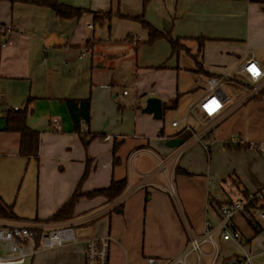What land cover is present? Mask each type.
I'll return each instance as SVG.
<instances>
[{"label": "crops", "instance_id": "crops-1", "mask_svg": "<svg viewBox=\"0 0 264 264\" xmlns=\"http://www.w3.org/2000/svg\"><path fill=\"white\" fill-rule=\"evenodd\" d=\"M59 2L89 12L61 19L33 2L0 0V25L16 31L0 50V205L14 216L0 218V226L67 228L62 246L37 253L29 264H84V242L95 237L110 238L109 264L174 258L187 248L188 231L199 236L209 220L208 196L223 202L264 187L260 156L226 148L238 139L264 143V76L246 84L238 73L249 59L264 73V0ZM142 22L188 51L173 52L165 39L149 44ZM198 50L200 64L193 57ZM189 77L204 87L181 90ZM208 78L220 89L229 83L233 97L204 137L202 123L196 130L188 118L198 120L195 107ZM148 98L160 100V120L142 112ZM86 99L89 122L81 121L80 130L95 137L84 148L66 100ZM25 107L27 127L39 134L36 157H20V135L4 130L6 112ZM184 118L192 133L180 134ZM171 139L183 144L169 148ZM119 181L126 186L113 201L87 197ZM76 192L70 217L52 221Z\"/></svg>", "mask_w": 264, "mask_h": 264}, {"label": "built area", "instance_id": "built-area-1", "mask_svg": "<svg viewBox=\"0 0 264 264\" xmlns=\"http://www.w3.org/2000/svg\"><path fill=\"white\" fill-rule=\"evenodd\" d=\"M88 29H92V27L89 25ZM15 35L16 31L12 26L0 25V38L2 39L0 50L10 46ZM253 67L258 75H254L250 70ZM238 73L245 77L246 84H254L264 76L257 63L252 59L244 62ZM206 85L207 94L201 98L195 109L202 113L206 119L202 123L205 128L203 136L210 137L220 122L219 119L224 114L229 99L219 88L217 79L208 78ZM123 94L126 95L127 92L124 91ZM1 102L0 98V105ZM182 123L180 134L192 133L185 118ZM179 125L178 121L171 123L174 128H178ZM234 143L243 149L256 152L264 161V143H245L242 139H238ZM166 191L170 197H175L171 184H167ZM229 193L231 194L232 191L229 190ZM205 211L209 220L199 236L188 231V246L181 254L161 261L150 257L147 258V264H190L188 262L190 256H193L191 264H205L206 258H211V264H214L219 257L216 239L219 242L233 244L242 252L241 256L233 257L225 264H251L254 255L245 251L244 247L249 246L252 239H244L243 232L248 229L252 237L255 236V231L259 234L264 232V187L256 191L240 193L235 199L223 202L215 201L208 196ZM241 223L245 225L246 230L243 229ZM66 229V227H59L41 232L38 228L19 224L0 226V247L5 248L9 253V258H0V264H29L37 253L62 246L64 244L63 234ZM84 243V264H109L111 244L109 237L88 238ZM204 246L209 247L208 252L202 249Z\"/></svg>", "mask_w": 264, "mask_h": 264}, {"label": "trees", "instance_id": "trees-1", "mask_svg": "<svg viewBox=\"0 0 264 264\" xmlns=\"http://www.w3.org/2000/svg\"><path fill=\"white\" fill-rule=\"evenodd\" d=\"M147 0H144V4ZM25 2H33L40 6H45L51 9L54 14L61 19H73L80 17L83 13L89 12L87 10L73 8L71 6L64 5L59 2V0H38L34 2L33 0H25ZM93 16L97 19L98 13L91 12ZM100 15V14H99ZM105 17H108L107 13L103 14ZM143 26L148 30V43H153L158 39L167 40L172 48L173 52L185 50L186 48L180 44L179 40H173L168 34H163L153 29L149 25L143 23ZM201 47V46H200ZM197 54L193 57L197 64L199 63V56L201 50H198ZM178 97H176L169 105L171 109L175 108L178 103ZM67 110L70 116V120L73 125L74 132H76L82 141L84 148L88 146L90 141L95 137V135H91L90 133H82L80 130V122L84 121L86 124L89 122V113H90V103L89 100H66ZM165 106V105H164ZM167 106V105H166ZM165 106V107H166ZM27 118V108L21 110L10 109L5 114V131L9 133H18L20 135V143H19V155L23 158L36 157L38 154V140L39 134L27 127L26 124ZM189 136H184V141H187ZM236 149H242L239 146H235ZM87 169L84 172L80 183L84 181L87 177ZM126 182H112L108 188L102 190H96L89 194H87L88 198L96 197V196H104L108 201H113L116 199L125 189ZM80 197L79 192H76L73 197L69 200V202L64 205L52 218V221L57 220H65L68 219L71 215L73 206L77 199ZM0 218H14L11 210L4 208L0 205ZM259 235L258 232L255 231V236ZM249 242V240H246Z\"/></svg>", "mask_w": 264, "mask_h": 264}, {"label": "rangeland", "instance_id": "rangeland-1", "mask_svg": "<svg viewBox=\"0 0 264 264\" xmlns=\"http://www.w3.org/2000/svg\"><path fill=\"white\" fill-rule=\"evenodd\" d=\"M182 56H184V55L182 54ZM228 84L229 83H226L224 81L220 84V87H221L222 91L228 97L231 98V96L233 97V93L231 92ZM184 85H185L184 81L183 82L180 81V89L181 90H182V87H189L188 89H191V90L195 89L196 91H198L204 87V82H196V84H195L194 83V77H189V85L188 86H184ZM246 87L248 88V90H251L249 88V86H246ZM122 90L126 91L131 96V89L129 88V86L124 85ZM125 105L127 107L131 106L128 104H125ZM179 111L180 110H178L176 112H179ZM197 117H198V120L188 118L189 119L188 121H189V123H191L194 126V128L196 130H200L202 128L201 123L205 122L206 119H205V116L200 112L198 113ZM227 147H230L232 150H236L235 145H230V146L227 145L226 148ZM240 150H244V149L242 148ZM238 224H239V222H238ZM241 224L243 225V223H241ZM184 225L186 227L185 222H184ZM243 233H244V239H249V238L252 239V243L249 246L247 245L244 247L245 251H249L251 253V255H254L252 260H251V264H264V232L257 235L256 237H252V235L248 229H247V231H245ZM199 234H197V235H199ZM216 242L218 245L219 257L216 259L214 264H225V262L230 260L231 258L242 255V252L240 251V249L238 247H236L235 245L227 243V242H219L218 239H216ZM202 249L206 252L209 251L208 246H204ZM4 255H6V253L3 251H0V256H4ZM161 260H164V259H160L159 261H161ZM188 262L190 264L193 262V256L189 257ZM205 264H211V258H206Z\"/></svg>", "mask_w": 264, "mask_h": 264}, {"label": "water", "instance_id": "water-1", "mask_svg": "<svg viewBox=\"0 0 264 264\" xmlns=\"http://www.w3.org/2000/svg\"><path fill=\"white\" fill-rule=\"evenodd\" d=\"M142 112L148 115H152L154 120H160L162 118V105L158 98H148L145 102V107ZM183 144L182 139L168 140L166 146L169 148H177Z\"/></svg>", "mask_w": 264, "mask_h": 264}, {"label": "snow or ice", "instance_id": "snow-or-ice-1", "mask_svg": "<svg viewBox=\"0 0 264 264\" xmlns=\"http://www.w3.org/2000/svg\"><path fill=\"white\" fill-rule=\"evenodd\" d=\"M250 70L253 72L254 75H258V73H257V71H256V69L254 67L252 69H250Z\"/></svg>", "mask_w": 264, "mask_h": 264}]
</instances>
